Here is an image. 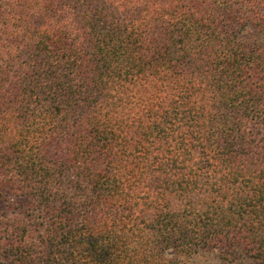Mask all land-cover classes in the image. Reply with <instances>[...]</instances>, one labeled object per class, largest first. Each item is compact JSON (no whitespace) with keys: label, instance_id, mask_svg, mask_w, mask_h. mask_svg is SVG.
Segmentation results:
<instances>
[{"label":"trees","instance_id":"16d2710c","mask_svg":"<svg viewBox=\"0 0 264 264\" xmlns=\"http://www.w3.org/2000/svg\"><path fill=\"white\" fill-rule=\"evenodd\" d=\"M260 39L264 0H0V264H264Z\"/></svg>","mask_w":264,"mask_h":264},{"label":"rangeland","instance_id":"374dc122","mask_svg":"<svg viewBox=\"0 0 264 264\" xmlns=\"http://www.w3.org/2000/svg\"><path fill=\"white\" fill-rule=\"evenodd\" d=\"M244 31L245 38L253 39L260 37L258 31L252 26H248L246 29H244ZM258 42L264 44V39H260L258 40ZM189 262V264H218L217 260L215 259V256L210 253H200L196 257L192 258Z\"/></svg>","mask_w":264,"mask_h":264}]
</instances>
